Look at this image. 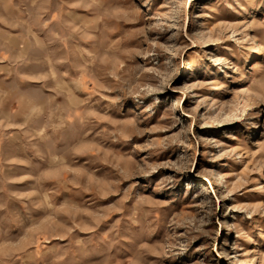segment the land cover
Wrapping results in <instances>:
<instances>
[{
    "label": "rangeland",
    "instance_id": "rangeland-1",
    "mask_svg": "<svg viewBox=\"0 0 264 264\" xmlns=\"http://www.w3.org/2000/svg\"><path fill=\"white\" fill-rule=\"evenodd\" d=\"M0 264H264V0H0Z\"/></svg>",
    "mask_w": 264,
    "mask_h": 264
}]
</instances>
